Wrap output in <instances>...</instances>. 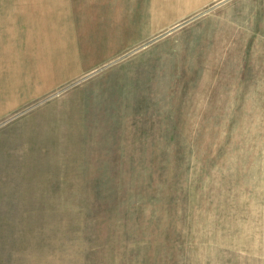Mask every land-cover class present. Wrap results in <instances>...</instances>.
I'll return each mask as SVG.
<instances>
[{
  "label": "rangeland",
  "instance_id": "rangeland-1",
  "mask_svg": "<svg viewBox=\"0 0 264 264\" xmlns=\"http://www.w3.org/2000/svg\"><path fill=\"white\" fill-rule=\"evenodd\" d=\"M39 7L0 0V52ZM185 22L0 114V264H264V0Z\"/></svg>",
  "mask_w": 264,
  "mask_h": 264
},
{
  "label": "crops",
  "instance_id": "crops-1",
  "mask_svg": "<svg viewBox=\"0 0 264 264\" xmlns=\"http://www.w3.org/2000/svg\"><path fill=\"white\" fill-rule=\"evenodd\" d=\"M222 1L40 0V7L31 9L30 20L31 26L38 28H25L21 37L9 38L0 52V114L9 113L14 106L32 105L36 95L46 100L49 97L45 95L55 89L72 85L81 90L105 69L135 57L163 35L182 31L188 26V18ZM99 29L108 36L99 39V44L91 39L93 45L90 37L95 39L93 32ZM80 49L88 53V60L79 56ZM75 95L80 96V102L92 96L82 92ZM49 113L57 117L64 110L52 109ZM29 122L24 131L41 136L35 132L42 131L46 119L39 125Z\"/></svg>",
  "mask_w": 264,
  "mask_h": 264
}]
</instances>
